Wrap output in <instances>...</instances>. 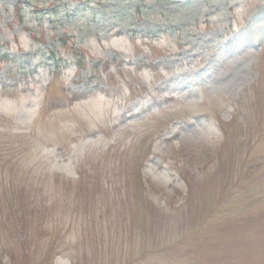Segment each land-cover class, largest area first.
Masks as SVG:
<instances>
[{
  "label": "rangeland",
  "instance_id": "rangeland-1",
  "mask_svg": "<svg viewBox=\"0 0 264 264\" xmlns=\"http://www.w3.org/2000/svg\"><path fill=\"white\" fill-rule=\"evenodd\" d=\"M3 58L0 264H264V0H0Z\"/></svg>",
  "mask_w": 264,
  "mask_h": 264
},
{
  "label": "trees",
  "instance_id": "trees-1",
  "mask_svg": "<svg viewBox=\"0 0 264 264\" xmlns=\"http://www.w3.org/2000/svg\"><path fill=\"white\" fill-rule=\"evenodd\" d=\"M15 10H16V13H17V15H18V12H20L19 7L17 6V7L15 8ZM257 11H258V14L262 13V8H258ZM255 16H256V14H255ZM255 16H254V17H251V19H250L251 22H254V18H255ZM18 17H19V15H18ZM22 20H23V18H22V17H19V21H22ZM0 61L8 62L9 59H7V58H3V59H1Z\"/></svg>",
  "mask_w": 264,
  "mask_h": 264
}]
</instances>
